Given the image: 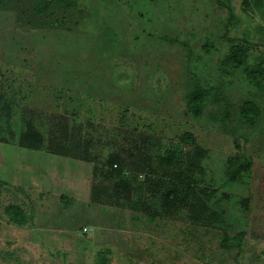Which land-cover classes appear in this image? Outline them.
Masks as SVG:
<instances>
[{
  "label": "rangeland",
  "instance_id": "obj_1",
  "mask_svg": "<svg viewBox=\"0 0 264 264\" xmlns=\"http://www.w3.org/2000/svg\"><path fill=\"white\" fill-rule=\"evenodd\" d=\"M78 1L0 0V264H97L101 251L108 264H264V0ZM238 45L247 57L232 66ZM199 85L213 91L196 113ZM27 122L39 150L18 143ZM185 132L197 187L213 192L177 216L149 200V218L142 159L180 149ZM111 156L131 202L107 198Z\"/></svg>",
  "mask_w": 264,
  "mask_h": 264
},
{
  "label": "trees",
  "instance_id": "obj_2",
  "mask_svg": "<svg viewBox=\"0 0 264 264\" xmlns=\"http://www.w3.org/2000/svg\"><path fill=\"white\" fill-rule=\"evenodd\" d=\"M60 7L73 10L77 9L78 0H54ZM245 6L248 0L244 1ZM44 4L39 3L35 7L37 13H42ZM229 9V7H228ZM231 15L232 10L229 9ZM228 26H226V34ZM247 49L245 45H238L234 48L226 61L232 66H241L245 63ZM258 74H264V59H261L255 66ZM213 90L199 85L191 96V103L199 113L204 106L205 99ZM257 109L254 103L248 101L244 103L241 116L250 123L255 121ZM181 148L177 150H166L164 153H148L142 159L143 192L145 200L142 203L141 211L149 218H155L159 212L149 203V200L157 201L160 204L161 212L167 216H177L183 211H190L194 207V197L198 192L212 193V189L197 187L196 171L197 161V140L193 133L185 132L180 137ZM18 143L20 147L29 150H39L43 144L42 134L30 123L27 122L22 130ZM109 170L107 174L113 179L111 195L107 198L115 201L131 202L134 198L133 183L126 178L122 160L119 156H111L107 161ZM2 184L0 183V201L2 198ZM99 193H97L98 195ZM104 194V193H103ZM61 202L65 208H69L72 199L62 195ZM5 213L17 224L25 225L28 221L24 209L18 204H7ZM233 246L240 248L241 239ZM107 251L98 253L97 264H108Z\"/></svg>",
  "mask_w": 264,
  "mask_h": 264
},
{
  "label": "crops",
  "instance_id": "obj_3",
  "mask_svg": "<svg viewBox=\"0 0 264 264\" xmlns=\"http://www.w3.org/2000/svg\"><path fill=\"white\" fill-rule=\"evenodd\" d=\"M18 167H19V165H18ZM18 167H17V168H18ZM18 170H19V168H18ZM14 171H15V170H13V172H14ZM2 195H3V189H2ZM1 199H2V198H1ZM15 204H16V203H15ZM18 205H19V204H18Z\"/></svg>",
  "mask_w": 264,
  "mask_h": 264
},
{
  "label": "built area",
  "instance_id": "obj_4",
  "mask_svg": "<svg viewBox=\"0 0 264 264\" xmlns=\"http://www.w3.org/2000/svg\"><path fill=\"white\" fill-rule=\"evenodd\" d=\"M85 231L87 230V229H84Z\"/></svg>",
  "mask_w": 264,
  "mask_h": 264
},
{
  "label": "water",
  "instance_id": "obj_5",
  "mask_svg": "<svg viewBox=\"0 0 264 264\" xmlns=\"http://www.w3.org/2000/svg\"><path fill=\"white\" fill-rule=\"evenodd\" d=\"M211 191L213 192V189Z\"/></svg>",
  "mask_w": 264,
  "mask_h": 264
}]
</instances>
